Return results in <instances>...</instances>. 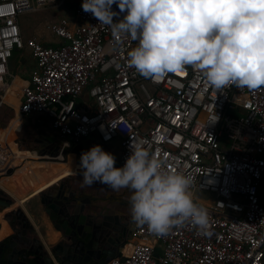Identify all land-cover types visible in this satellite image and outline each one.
<instances>
[{"label": "built area", "instance_id": "built-area-1", "mask_svg": "<svg viewBox=\"0 0 264 264\" xmlns=\"http://www.w3.org/2000/svg\"><path fill=\"white\" fill-rule=\"evenodd\" d=\"M52 1L0 0V90L11 85L14 52L29 50L37 68L21 88V117L43 114L65 143L94 136L115 146L119 166L131 140L144 141L194 177L193 195L209 211L206 231L185 223L157 235L135 222L131 253L107 264H264V87L218 91L190 65L145 77L126 63L137 41L99 23L82 0L72 10L78 25L63 18L48 26L53 42L25 40L21 18ZM0 153L1 185L12 165Z\"/></svg>", "mask_w": 264, "mask_h": 264}, {"label": "clouds", "instance_id": "clouds-1", "mask_svg": "<svg viewBox=\"0 0 264 264\" xmlns=\"http://www.w3.org/2000/svg\"><path fill=\"white\" fill-rule=\"evenodd\" d=\"M82 8L137 41L126 63L145 77L190 65L218 91L264 87V0H82ZM129 149L120 166L99 143L82 151V184L130 189L132 219L157 235L185 223L206 231L209 211L193 195L194 177L169 167L144 141L131 140Z\"/></svg>", "mask_w": 264, "mask_h": 264}, {"label": "flooded vegetation", "instance_id": "flooded-vegetation-1", "mask_svg": "<svg viewBox=\"0 0 264 264\" xmlns=\"http://www.w3.org/2000/svg\"><path fill=\"white\" fill-rule=\"evenodd\" d=\"M12 131L13 130L11 126L10 129H0V146H3L2 150H4L5 148L10 150L13 154V157H15L13 148H16V159L19 162L28 157H34L33 154L28 151H21L20 147H25L28 149L34 148L38 155L41 156L40 158L42 160H51L54 162H58L60 165H62L63 163V168L66 169V175L68 176L73 174L72 177L63 180L60 184H52L51 186L42 190L40 193L38 192L37 198L39 199L44 210L49 203L50 197L44 194V192L48 190V192L50 193L47 194H50L51 196L59 193L67 194L72 199H74L75 202L80 204L85 209V211H88L95 201H104V199H106L107 196L110 195L111 192H113L110 186L102 184L99 181L91 185L82 184V176L80 175L81 170L78 166L82 151L77 147V144L70 146V144H65V142L61 138H56L52 140L54 143H50L47 141V137H43L38 141L39 144H35L33 147L32 143H28L31 142V139H19L17 138V135ZM82 145L85 147V143H83ZM101 145L106 148L104 144ZM90 147L91 146L85 147V150L89 149ZM64 150H66L67 152L65 153ZM70 154L74 155L73 159L69 156ZM36 164L42 165L41 163ZM31 169L29 170L25 167L20 169L19 175H26L31 179V176L29 175ZM127 192L128 191L125 188H121L119 190L115 189L114 193H118L119 195L125 194L127 197L128 203L125 212L126 214L125 216H121L120 219L125 230V234L123 235V237L130 238V233L135 224V221L131 217L129 204L130 196L128 197ZM42 202L45 203L42 204ZM25 203L27 202H23L22 199L15 197L0 185V245H9L15 247L20 246L25 250V252L23 251V256L27 264H33L34 258L37 259L36 264H61L63 258V255L60 251L61 248L59 247V245L51 246L46 242L42 230L40 228L37 229L26 214ZM23 213L27 216L31 223H28L26 221ZM80 213L84 217L92 214V212ZM16 259L18 261L22 260L21 256H17ZM2 264L10 263L5 261Z\"/></svg>", "mask_w": 264, "mask_h": 264}, {"label": "water", "instance_id": "water-1", "mask_svg": "<svg viewBox=\"0 0 264 264\" xmlns=\"http://www.w3.org/2000/svg\"><path fill=\"white\" fill-rule=\"evenodd\" d=\"M3 95L4 93H0L1 101ZM44 135L46 137L47 134L44 133ZM46 139L48 142L54 143L51 137V140ZM65 144L71 146L75 143ZM77 147L81 151L85 150L82 144H77ZM64 152L67 151L64 150ZM72 175L64 177L57 184ZM125 189L128 191V188ZM111 190L113 192L104 201H95L88 211H85L80 204L65 193L51 196L47 194L50 193L49 190L44 192L50 197L45 212L55 228L62 233L63 240L59 244L63 255L61 264H88L92 259H96L98 264H107L112 258L122 257L121 253L115 254L110 250V246L114 247L120 241V237L125 234L120 217L125 216L128 202L125 194L119 195L114 193L115 189ZM44 203L42 202V204ZM80 212H92V214L84 217ZM24 216L26 221L31 223L25 214ZM107 247L108 249H106ZM23 251L25 252L20 246L0 245V264L5 261L10 264H27ZM17 256H21L22 260L18 261ZM36 263L37 259L34 258L33 264Z\"/></svg>", "mask_w": 264, "mask_h": 264}, {"label": "rangeland", "instance_id": "rangeland-1", "mask_svg": "<svg viewBox=\"0 0 264 264\" xmlns=\"http://www.w3.org/2000/svg\"><path fill=\"white\" fill-rule=\"evenodd\" d=\"M76 4V0H53L49 3L44 10H41L37 13L27 14L23 16L20 20L23 38L27 40L32 36H37L42 38L47 43H51L54 40V37L50 33L48 26L51 23L57 22L60 19L66 18L70 24L78 25L80 22L73 16V7ZM37 67L36 61L32 58L29 50H22L18 52H14V56L10 59V72L11 76L9 80L13 82L15 85L14 90L11 93L6 94L5 101L10 104H13L15 108L19 107V97L21 95V88L26 84L25 78H28L32 72V70ZM10 108H6L5 104L0 99V129H10L12 127L13 132L17 135V138H27L31 139L33 147L35 144H39L38 141L45 137L44 133H46V137H49V128L48 124L45 123V127L41 126V124H33V120L30 117H24V124L22 126L21 131L16 132L17 129L13 128L12 120L16 113L13 109V106H9ZM20 116V115H19ZM40 118V117H38ZM51 140V139H50ZM88 144H85V147H88ZM21 151H28L33 154L34 157H28L22 161H18L14 159L13 154L10 151H7L4 155L7 162H11L15 166H17L18 170L24 168L27 162L41 163L43 167L48 168L50 164L42 163L40 161V156L34 150L28 149L25 147H20ZM19 148V149H20ZM107 150L109 147H106ZM115 154V152H113ZM70 157H74L73 154L69 155ZM11 157V158H10ZM118 158V157H117ZM116 158V163L118 166V159ZM74 171V169H73ZM17 172V170H16ZM22 176V175H20ZM21 180H18V185H22ZM1 186L5 188V185L1 181ZM8 190L11 194H13V190ZM128 197L131 194V190L128 189ZM197 198H202L207 200L209 198V194L205 192H197ZM14 195V194H13ZM15 196V195H14ZM16 197V196H15ZM128 242L132 243L131 238H128Z\"/></svg>", "mask_w": 264, "mask_h": 264}, {"label": "crops", "instance_id": "crops-1", "mask_svg": "<svg viewBox=\"0 0 264 264\" xmlns=\"http://www.w3.org/2000/svg\"><path fill=\"white\" fill-rule=\"evenodd\" d=\"M36 68L37 67H35L32 70V72L28 78H25L24 81L26 84L29 81V79L31 78V75L36 70ZM9 78H8V81L11 84V88L7 89L6 94L11 93L15 87L12 80L10 81ZM0 93H3V92L0 90ZM6 94L3 95L2 102L5 104L6 108H10L9 106H13V109L16 113V116L13 119H11L12 124L14 125L13 128H15V129L19 128L17 125L23 126L24 117H30L33 120V124H35V125L41 124V126L45 127V123L48 124L49 136L51 137L52 140H54L56 138L60 139V137L53 134L52 130L49 127V122H48V119L46 118V116H44L43 114H39V113H33L29 116H24V117L19 116L18 109L15 108V106L13 104H10L7 101H5V95ZM21 102H22V91H21V95L19 97V104ZM38 117H40V118H38ZM19 131H21V129H17L16 132H19ZM84 143L88 144L89 146H92L94 144L99 143V140H98V138L92 136L91 138L87 139ZM106 147H108V146H106ZM3 151L6 153L7 151H10V150L5 148ZM108 151H110L112 153L115 152L116 158L118 157V150L116 149L115 146H113L112 148H108ZM40 160H42V159L40 158ZM40 162L50 164V165L58 163V162H54L51 160L50 161L42 160ZM11 165H12V169L9 171L8 174L3 176V179H2L3 183L5 185V188H7L9 190H13V194L17 198L22 199L23 202H27V203H25L26 214L28 215L32 224L37 229L40 228L42 230V232L45 236L46 242L51 246L59 245L61 243V241L63 240L62 233L55 228L54 224L50 220L48 214L45 212L43 206L41 205L39 199L37 198L38 190L40 188L44 187L45 184L36 188L35 182L32 179H30L29 176H26V175L20 176L19 175L20 169L18 170L17 166H15L12 163H11ZM118 166H119V164H118ZM16 170H17V172H16ZM18 180L22 181L21 182L22 185H18ZM128 240H129L128 238L120 237V241L114 247L110 246V250H112L115 254L121 253V256H128L131 253V251L133 249V245H134L133 242L130 243V242H128ZM106 249H108V247ZM88 264H98V261L96 259H92Z\"/></svg>", "mask_w": 264, "mask_h": 264}, {"label": "bare ground", "instance_id": "bare-ground-1", "mask_svg": "<svg viewBox=\"0 0 264 264\" xmlns=\"http://www.w3.org/2000/svg\"><path fill=\"white\" fill-rule=\"evenodd\" d=\"M9 88H11V85L8 87V89ZM17 126L19 127L20 125H17ZM12 130H14V129H12ZM2 148H3V146H0L1 150H2ZM13 150L15 153L14 159H16L17 149L13 148ZM24 167L28 168L29 170L32 167L31 171L29 172V175L31 176V179L35 182L36 188L45 184V186L43 188L38 190L39 193L42 190H44L45 188L51 186L52 184H57L60 180H62L64 177L67 176L65 173L66 169L63 168L64 167L63 163H62V165H60L59 163H56L53 165H49L48 168H45V167L43 168L42 165H37L34 162H27Z\"/></svg>", "mask_w": 264, "mask_h": 264}]
</instances>
